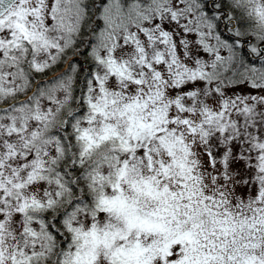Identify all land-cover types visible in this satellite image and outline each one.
Instances as JSON below:
<instances>
[{"label": "snow or ice", "instance_id": "obj_1", "mask_svg": "<svg viewBox=\"0 0 264 264\" xmlns=\"http://www.w3.org/2000/svg\"><path fill=\"white\" fill-rule=\"evenodd\" d=\"M0 264H264V0H0Z\"/></svg>", "mask_w": 264, "mask_h": 264}]
</instances>
